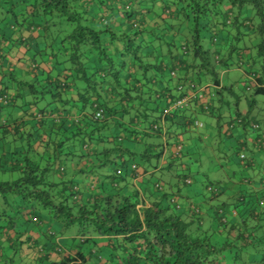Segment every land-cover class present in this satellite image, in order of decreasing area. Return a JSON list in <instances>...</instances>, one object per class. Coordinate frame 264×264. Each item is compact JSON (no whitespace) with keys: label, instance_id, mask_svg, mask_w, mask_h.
<instances>
[{"label":"trees","instance_id":"16d2710c","mask_svg":"<svg viewBox=\"0 0 264 264\" xmlns=\"http://www.w3.org/2000/svg\"><path fill=\"white\" fill-rule=\"evenodd\" d=\"M90 6L108 13L95 15ZM247 7L253 16H247ZM111 10L124 20L123 30L110 23ZM61 20L66 28H60ZM30 24L44 40L30 48L34 66L39 51L47 48L53 65L69 74L58 80L59 73L38 69L34 79H15L11 73L0 81V110L6 111L0 118V264H264V158L257 163L239 152L236 166L246 173L229 188L204 173L192 178L182 172L184 164L181 172L171 171L180 155L165 153V143L163 148L147 140L140 151L122 145V139L138 144L142 136H161L164 123L187 129L196 114L211 113L222 91L231 92L220 84L222 66L240 68L246 62L244 89L264 95V0H0V40L4 28ZM182 26L188 36L176 40ZM244 35L246 45L237 46ZM74 81L81 83L76 86L79 111L86 109L78 122L67 118L70 101L64 98ZM99 83L121 103L118 108L107 95L101 97ZM189 84L194 86L190 90ZM199 87V96L186 105L167 109L172 100ZM45 95L49 101L37 109L36 120L27 110ZM46 106L55 118L40 114ZM14 108L28 117L10 119L6 114ZM96 108L102 110L100 119L93 118ZM129 114L131 120L123 121ZM249 115L236 113L234 118L258 132L254 143L264 152V129ZM107 119L126 130L116 136V144L100 133ZM224 132L232 137L229 128ZM91 144H101L100 150ZM74 155L95 158L99 167L116 165L107 175L109 187L84 194L72 181L83 169L70 175L62 162ZM124 155L146 161L153 157L159 164L139 174L132 163L129 176L116 174ZM155 169L168 175L154 177ZM136 179L142 188L133 184ZM196 181L208 195L204 202L194 199L198 189H190ZM45 222L58 230L47 233L48 244L39 250L30 245L27 232ZM57 235L70 236L61 243L51 241ZM22 247L34 250L33 263L21 254Z\"/></svg>","mask_w":264,"mask_h":264},{"label":"rangeland","instance_id":"374dc122","mask_svg":"<svg viewBox=\"0 0 264 264\" xmlns=\"http://www.w3.org/2000/svg\"><path fill=\"white\" fill-rule=\"evenodd\" d=\"M246 14L248 17L253 16L252 9L250 7H247ZM54 20H56V18H54ZM61 22L62 23L60 25V28H66L67 23L62 20ZM180 32L182 34V37L179 35L176 37V40H180L188 36V33L183 28V26L182 28L180 27ZM251 39L253 40V37H251ZM206 41V38L203 39V44H205ZM247 41L248 37L247 35H244L241 39L236 41V45L241 47L242 45H246ZM252 50L254 54V49H251V54ZM248 69L249 68L246 62H243L240 68L234 66H230L229 68H225L222 66L221 68H219L218 77L220 80V84L230 87L231 92L222 91L218 99H215L213 101V109L211 113L196 114L195 119L198 122L196 126L191 125L187 129H184L179 125L173 124L170 126L169 124L164 123L163 127H161V129L163 128V134L161 135V138L160 136H154L149 139L142 136V139L138 144H132L126 142L125 139H122V145L128 146L130 149L134 148L136 151H139L142 148V144L148 140L152 143H158L159 147H161L162 144V147L164 148L162 139V137H164V143L166 144L165 149L168 151L171 150L173 152L176 151L178 152V155H180L177 164L174 165L171 171L181 172L184 169V171L182 172H190V174L193 176L192 178L199 176L198 173H201V177H203L202 173H204L207 179H219L223 185L228 186L229 188L233 186V183L240 184L242 175L245 174L246 171H239L237 169L236 163L239 162L237 160L238 153H244V156L246 158H250L251 154L248 151V147H245L243 150H241L239 144L235 143V140L232 139V137L225 136L224 131L229 128V131L234 135L236 130L239 129L237 120L234 118V116H236V113L241 117H245L248 113H252V115L256 117L261 125L264 122V95L256 94L252 96L250 91L244 89L243 87L244 83L247 84V79L244 73ZM178 74L180 75L181 73L179 72ZM170 84L172 83L170 82ZM173 90L175 92V89ZM101 97L103 96L101 95ZM252 97L255 99V104L249 105ZM43 98L44 99L38 98L36 100L34 104L35 108H41L45 104L44 101H49V97L47 95H45ZM98 99L100 100L99 97ZM1 115H3V113ZM151 116L152 115H149L147 119H150ZM124 119H126L125 116ZM229 121L232 122L231 126L227 125V122ZM157 123L159 124L160 121L158 120ZM105 126L104 129H100V133L108 136V143L110 144H116V136L118 134L123 135L126 131L125 129H123L124 125H112V122L109 119L105 121ZM177 144L180 145L179 149L177 148ZM249 145L247 144V146ZM127 156L128 155H124L125 162L123 163V165H119L122 175H126L130 173L129 171L133 170H135L137 173L141 172L142 169L151 170L154 164H159V161L157 163L153 157H150L148 161H146L139 158L138 156L133 158ZM255 160L257 161L259 159L255 158ZM62 162L66 167V173L69 172L70 160L68 158L67 160L62 159ZM219 162L224 164L220 166ZM132 163L136 164V169H131ZM183 164L186 168H183L181 170L179 166ZM115 167L116 165L111 164L105 165L99 170L97 169L101 174H105V176L102 177V180L105 184L111 180L107 175H111ZM195 171L197 172V174L194 173ZM159 175L168 174L164 170L158 171V169H155L154 177H157ZM200 179L202 180L203 178ZM82 180V177H79L77 174L73 177L72 181L76 185H78V187H80ZM113 180L118 179L115 178ZM171 180H173V178H171ZM198 183V181L192 182L190 189L193 191L194 189L199 190L197 194L198 196H196L194 199L200 201L203 197L206 198L208 195L205 191L203 192L200 187L201 184L199 185ZM137 184L140 188L143 187L141 180L138 181ZM161 186L162 188L167 189V185L165 183H162ZM201 193L203 196H201ZM210 201L212 203H215V199H212ZM227 202H229V200H227ZM226 207L229 208L228 203L226 204Z\"/></svg>","mask_w":264,"mask_h":264},{"label":"crops","instance_id":"0c3cea01","mask_svg":"<svg viewBox=\"0 0 264 264\" xmlns=\"http://www.w3.org/2000/svg\"><path fill=\"white\" fill-rule=\"evenodd\" d=\"M89 9L95 15H100V14L103 15V13L104 14L108 13V11H106L105 9H103L100 12V10L95 9L93 6H90ZM109 15H111L109 17L110 23H112L115 26V29H118V30L122 29L123 30L125 27V25L123 24L124 20H122L119 17L117 12L111 10V13ZM2 32H3V35L1 37L3 38V40H0V56H1L0 57V81L2 80V78L8 77L11 73L14 74L15 79H31V78L34 79L35 75L38 74L40 69L44 70V71H49V74H51V76L56 75L55 74L56 72L59 73V75L57 77L58 80L63 79V77H65L66 75L69 74V71L63 69L61 66H57L55 64L53 65L52 57L48 54L49 49H47V48H45V50H43V51H39L38 60L36 61L37 62L36 67L34 66V61H32L30 59L31 55H33L32 49H30V48L32 46H34V47L41 46L43 44L42 42L44 41L43 39L40 38V31H39L38 27H35V26L30 24V25L21 26V27H19V29L4 28L2 30ZM7 37L10 39H7ZM8 40H9V42H7ZM40 48L37 47V49H40ZM38 69H39V71H38ZM244 75L246 76V74H244ZM76 86L81 87V83L79 81H74L73 83H71L70 85L67 86V88L65 90L66 93L64 92V98H68L70 101V102L65 104L66 107L69 106L67 118L69 120H71L72 122H78L80 119L82 120L83 114L86 113L85 108H84V111H82V112L79 111L81 105H80V102L77 100ZM106 87H107L106 85H101L99 83V84H97L96 88L101 91L100 94H102L103 97H105L107 95L111 99L110 101L113 103L115 108H118V105H120L121 103L115 101L114 96L113 97L109 96V93H107L108 90L106 89ZM10 91L12 92V94L15 93L13 90H10ZM22 108H24V107H22ZM48 108L49 107L46 106L47 111H44V113H40V114H46V116H48V117L55 118L56 112L51 113V112H49L50 108L49 109ZM37 109L38 108L31 106L27 110L28 114L36 116V120L40 119V116L38 115L39 112ZM133 109H134V106H133L132 110ZM4 110L5 109H3V111H2V109L0 110V114L3 113V115L0 117L1 119L5 118L4 114L6 113V111H4ZM249 114H250L249 116H253L252 113H249ZM8 115H10V119L19 118V117H23V116H24V118L28 117L19 108H14L13 110L9 109L6 116H8ZM125 117H126V119L123 118V121H130L132 114L126 115ZM169 125L171 126V124H169ZM81 127H82V124L80 123V128ZM261 127L264 129V122L262 123ZM46 131H47V128H44V129H41L39 131V133H40V135H43V134H45ZM257 133L258 132L251 130V128H249L248 124H244V125L239 126V129L236 130L234 135L232 134V139L235 140V143L242 144L244 146V148L248 147V151L250 152L251 157H253L254 160H255V158L259 159L257 161L255 160V161L257 163H260V161L264 158V152L261 151L259 149V147H257L256 144L254 143ZM159 136L160 135H158V137ZM155 137H157V136H155ZM151 138L152 137H150L149 139H151ZM160 138H161V136H160ZM162 139H163V143H164V137H162ZM247 144L248 145L250 144V145L247 146ZM93 145L97 149L101 148V144H91L89 147H92ZM169 151L165 150V153L169 152ZM78 168L83 169L82 172L78 173V176L82 177V179H83L81 181V188L83 189L84 194L86 193V195H88V193H90V192H94V193L97 192L99 189V186H105L106 185L107 188L109 187V184L108 183L104 184V182L102 180L103 176L100 175L101 173L98 171L102 167L98 166V161H96L95 158L78 159L76 157V155H74L71 158L70 170L68 173L70 175H72L74 173V171L77 170ZM95 170H97V171H95ZM142 172H143V170L141 172H138V173L141 174ZM148 172H150V171H147L146 173H148ZM254 172L255 171H253L251 174H253ZM128 175H129V173H128ZM140 178L141 177H139V179ZM139 179H136L134 182L132 181L133 184H136L139 181ZM129 180H130V177H128L127 181L129 182ZM118 184H120V183L117 182L113 186L115 187ZM187 191L189 192L190 190H187ZM181 193H182V195H184L186 192L184 190H182ZM225 198L228 199L229 197L225 196ZM192 200H193V198H192ZM50 230L57 231L58 226L54 223H46V222L44 223V225L42 223L40 226L33 224L27 232V234L29 236H31L29 239L30 245H35L34 247L35 248L38 247L39 250L44 249V246L48 244L47 233ZM69 236L70 235H66V236L65 235H57L56 237L51 238V241H55L56 243H58V242L61 243L62 241H64L65 238H67ZM98 239H99V237H98ZM102 243H104V242H102ZM54 251H59L57 246L54 248ZM21 254L23 256H26L27 260H29L32 263H33L32 259L36 256L33 249H31V248L29 249L26 247H22ZM49 257L52 259L54 257V254L50 253Z\"/></svg>","mask_w":264,"mask_h":264},{"label":"built area","instance_id":"2783aa9c","mask_svg":"<svg viewBox=\"0 0 264 264\" xmlns=\"http://www.w3.org/2000/svg\"><path fill=\"white\" fill-rule=\"evenodd\" d=\"M124 8L127 9V8H128V5H124ZM170 73L173 74L172 71H171ZM193 87H194L193 85L189 84V86H188L187 88H189V90H190V89H192ZM177 89L180 90V89H182V87H181V86H177ZM200 89H201V87L197 88V89L194 90V91H190L188 95L180 96V97L175 98V99L172 100L171 103L168 105L167 109H170V108H177V107H180V106L186 105V104L189 102V99H190V98H194L195 96H199L198 93L200 92ZM101 117H102V110H101L100 108H96V109L94 110V113H93V118H94V119H100ZM159 121H160V124H161V123H162V119L159 120ZM197 124H198L197 120H194V121H193V126H196ZM156 126H158V123L153 124V125H152V128H156ZM252 127L255 128V127H256V124H252ZM260 137H261V138H264V134H261ZM257 141H259V140H257ZM260 143H261V142H260ZM177 148H178V149L180 148V145H179V144L177 145ZM239 157L244 158L245 156H244L243 153H240V154H239ZM134 167H135L134 164H131V168H134ZM59 169L61 170L62 168L60 167ZM120 171H121V170H120V168L118 167V168H116L115 173H116V174H119ZM175 207H176V208L179 207L178 203L175 204Z\"/></svg>","mask_w":264,"mask_h":264}]
</instances>
